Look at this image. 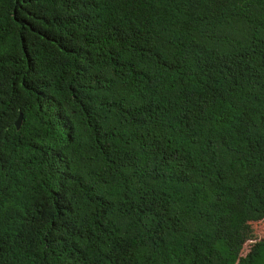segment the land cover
<instances>
[{
    "label": "trees",
    "instance_id": "trees-1",
    "mask_svg": "<svg viewBox=\"0 0 264 264\" xmlns=\"http://www.w3.org/2000/svg\"><path fill=\"white\" fill-rule=\"evenodd\" d=\"M0 264H264V0H0Z\"/></svg>",
    "mask_w": 264,
    "mask_h": 264
},
{
    "label": "water",
    "instance_id": "water-1",
    "mask_svg": "<svg viewBox=\"0 0 264 264\" xmlns=\"http://www.w3.org/2000/svg\"><path fill=\"white\" fill-rule=\"evenodd\" d=\"M22 119H23V115L20 114V116H19L18 119L16 120V125H17L18 128H20L21 125H22Z\"/></svg>",
    "mask_w": 264,
    "mask_h": 264
}]
</instances>
